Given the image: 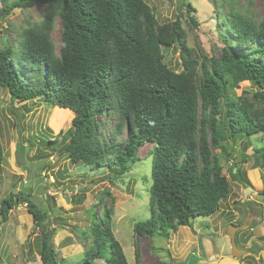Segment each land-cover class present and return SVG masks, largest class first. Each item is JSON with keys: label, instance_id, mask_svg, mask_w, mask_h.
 Listing matches in <instances>:
<instances>
[{"label": "trees", "instance_id": "trees-1", "mask_svg": "<svg viewBox=\"0 0 264 264\" xmlns=\"http://www.w3.org/2000/svg\"><path fill=\"white\" fill-rule=\"evenodd\" d=\"M39 4L47 6L42 18L18 33L16 45L7 37L0 49V90L7 88L12 100L24 104L44 97L70 115L75 112L71 127L57 136L64 143L60 155L72 163L106 167L119 178L140 147L155 144L151 215L134 223L138 235L168 238L197 216L217 212L231 191L223 156L234 158L235 148H248L252 136L264 141V11L256 19L230 6L218 31L224 41L221 57L200 62L181 19L160 22L147 0H3L0 16ZM57 19L59 44L53 38ZM177 46L181 70L165 60L166 50ZM246 80L258 86L251 99L234 92ZM104 115L112 120H100ZM241 157L264 167V144ZM3 160L0 139V166ZM238 161L232 163V175L242 170ZM19 203L27 205L41 231L36 242L43 264L97 259L129 264L113 231V205H105L101 214L97 203L92 205L91 225L80 234L84 255L69 262L54 249V229H45L50 211L33 200L31 191L1 199L0 224ZM2 258L0 252V264Z\"/></svg>", "mask_w": 264, "mask_h": 264}, {"label": "rangeland", "instance_id": "rangeland-1", "mask_svg": "<svg viewBox=\"0 0 264 264\" xmlns=\"http://www.w3.org/2000/svg\"><path fill=\"white\" fill-rule=\"evenodd\" d=\"M147 1L154 7L160 22L181 19L186 41L200 62L204 57H221L224 41L218 31L223 29V18L228 15L230 6L256 19H260L264 11V0ZM189 2L194 7L191 15L196 17V22L191 21L188 14ZM2 5L3 0H0V7ZM46 9V5L39 4L29 9L15 8L9 16H0V49L7 46V37L16 45L18 33L39 21ZM53 38L60 43L58 19ZM165 56L172 68H183L180 47L166 50ZM257 89V85L246 80L240 82L234 92L236 96L250 98ZM74 116L75 112L70 115L44 97L24 104L12 100L7 88L0 90V139L4 150L0 201L10 192L31 191L33 200L50 211L45 229L47 226L54 229L52 242L59 257L69 262L83 257L86 246L81 230L91 225L92 205L97 203V214L102 213L105 205H113V231L129 264H264V167H254L253 160L242 162L241 157L252 155L256 146L264 144L260 136H252L248 148L236 147L234 158L227 160L223 156L224 173L229 177L231 191L217 212L197 216L191 226L172 230L168 238L149 237L138 235L134 223L151 215L149 201L155 144L149 142L140 147L130 170L119 178L106 167L72 163L60 155L64 143L57 136L60 131H68ZM99 119L111 121L112 116L104 115ZM237 160L242 170L232 175V163ZM99 198L104 201L99 202ZM247 219H250L249 225L236 231V237H244L242 246L250 250L238 257L233 255L228 227ZM0 227L4 264H43L36 242L41 231L25 203L12 208L9 219ZM94 264L108 263L97 259Z\"/></svg>", "mask_w": 264, "mask_h": 264}, {"label": "water", "instance_id": "water-1", "mask_svg": "<svg viewBox=\"0 0 264 264\" xmlns=\"http://www.w3.org/2000/svg\"><path fill=\"white\" fill-rule=\"evenodd\" d=\"M250 223V219H247L243 224L241 225H236L234 223H232L229 227H228V233L229 235L231 236V240H232V252H233V255L235 256H241L243 253L246 252V249H239L238 246L236 245V231L240 228H245L249 225Z\"/></svg>", "mask_w": 264, "mask_h": 264}, {"label": "flooded vegetation", "instance_id": "flooded-vegetation-1", "mask_svg": "<svg viewBox=\"0 0 264 264\" xmlns=\"http://www.w3.org/2000/svg\"><path fill=\"white\" fill-rule=\"evenodd\" d=\"M241 224H243V223H240V224H237L236 223V225H241ZM246 228V227H245ZM245 228H240V229H238L237 231H239V230H241V229H245ZM235 239H236V245L238 246V248L239 249H241V250H243V249H246V252H245V254L247 253V252H249V247H244V246H242L243 244H245L243 241L245 240L244 239V237H235ZM244 254V253H243Z\"/></svg>", "mask_w": 264, "mask_h": 264}]
</instances>
